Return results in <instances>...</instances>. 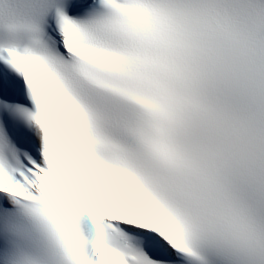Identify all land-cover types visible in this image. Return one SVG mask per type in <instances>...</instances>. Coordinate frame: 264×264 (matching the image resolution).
<instances>
[{"label":"snow or ice","instance_id":"obj_1","mask_svg":"<svg viewBox=\"0 0 264 264\" xmlns=\"http://www.w3.org/2000/svg\"><path fill=\"white\" fill-rule=\"evenodd\" d=\"M0 264H264V0H0Z\"/></svg>","mask_w":264,"mask_h":264}]
</instances>
